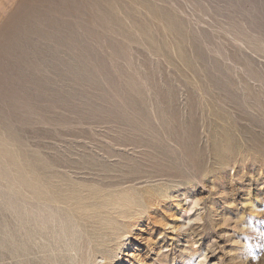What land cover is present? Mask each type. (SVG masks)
Segmentation results:
<instances>
[{
    "label": "rangeland",
    "instance_id": "obj_1",
    "mask_svg": "<svg viewBox=\"0 0 264 264\" xmlns=\"http://www.w3.org/2000/svg\"><path fill=\"white\" fill-rule=\"evenodd\" d=\"M0 264H264V0H0Z\"/></svg>",
    "mask_w": 264,
    "mask_h": 264
},
{
    "label": "bare ground",
    "instance_id": "obj_2",
    "mask_svg": "<svg viewBox=\"0 0 264 264\" xmlns=\"http://www.w3.org/2000/svg\"><path fill=\"white\" fill-rule=\"evenodd\" d=\"M18 169V168H17ZM34 181V180H33Z\"/></svg>",
    "mask_w": 264,
    "mask_h": 264
}]
</instances>
